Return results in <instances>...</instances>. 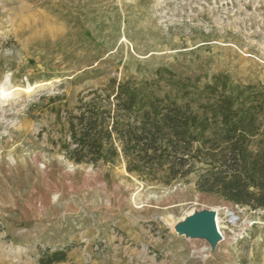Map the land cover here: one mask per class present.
<instances>
[{"label": "rangeland", "instance_id": "374dc122", "mask_svg": "<svg viewBox=\"0 0 264 264\" xmlns=\"http://www.w3.org/2000/svg\"><path fill=\"white\" fill-rule=\"evenodd\" d=\"M111 78L197 113L224 82L260 109L251 147L264 151V0H0V264L56 250L66 257L51 264H264V209L52 144L54 108ZM203 209L227 226L213 249L175 231Z\"/></svg>", "mask_w": 264, "mask_h": 264}, {"label": "trees", "instance_id": "16d2710c", "mask_svg": "<svg viewBox=\"0 0 264 264\" xmlns=\"http://www.w3.org/2000/svg\"><path fill=\"white\" fill-rule=\"evenodd\" d=\"M210 89L212 101L199 106L153 97L134 80L109 79L75 105L54 108L58 138L52 144L76 163L122 157L126 170L166 184L193 176L197 190L216 194L250 210L264 209V151L253 150L259 134L257 109L243 98ZM65 250L42 264L59 262Z\"/></svg>", "mask_w": 264, "mask_h": 264}, {"label": "water", "instance_id": "95a60500", "mask_svg": "<svg viewBox=\"0 0 264 264\" xmlns=\"http://www.w3.org/2000/svg\"><path fill=\"white\" fill-rule=\"evenodd\" d=\"M175 231L190 237H204L212 249L220 239L216 213L213 210L203 209L188 214L185 219L175 225Z\"/></svg>", "mask_w": 264, "mask_h": 264}, {"label": "bare ground", "instance_id": "6f19581e", "mask_svg": "<svg viewBox=\"0 0 264 264\" xmlns=\"http://www.w3.org/2000/svg\"><path fill=\"white\" fill-rule=\"evenodd\" d=\"M0 95H1V96L4 95V91H3V90H0ZM190 213H192V211L186 212V213H185V214L179 219V221L185 219V217H186L188 214H190ZM225 214H226L227 216H229V220H228V221L231 222V223H233L234 220H235V216H234L233 212L230 211V210H228V209H226V210H225ZM171 220H172V219H171ZM216 223H217L218 229L221 231V233H222L223 236H224V233L222 232V229H221L220 218H219V216H218V213L216 214ZM170 224L172 225V228H173L174 225H175V221L171 222ZM224 238H225V237H224ZM224 240H225V239H224ZM219 241H222V239L219 240ZM219 241H218V242H219ZM218 242L216 243V245L218 244ZM216 245H215V247H216ZM215 247H214V248H215Z\"/></svg>", "mask_w": 264, "mask_h": 264}, {"label": "built area", "instance_id": "2783aa9c", "mask_svg": "<svg viewBox=\"0 0 264 264\" xmlns=\"http://www.w3.org/2000/svg\"><path fill=\"white\" fill-rule=\"evenodd\" d=\"M220 222H222V221H220ZM228 223H229V225H232L231 222L228 221ZM220 225H221V229H222V228H227V226H223L222 224H220ZM217 228H218V226H217ZM218 231H219V233H220V239H219V240H221V239L224 240V239H225V238H224L225 235L223 236V234L221 233V231H220L219 229H218ZM222 232H223V230H222ZM238 235H240V237H242V233H241L240 231L238 232Z\"/></svg>", "mask_w": 264, "mask_h": 264}]
</instances>
